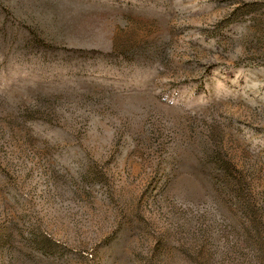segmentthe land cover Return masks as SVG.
Segmentation results:
<instances>
[{
  "label": "rangeland",
  "instance_id": "374dc122",
  "mask_svg": "<svg viewBox=\"0 0 264 264\" xmlns=\"http://www.w3.org/2000/svg\"><path fill=\"white\" fill-rule=\"evenodd\" d=\"M0 264H264V0H0Z\"/></svg>",
  "mask_w": 264,
  "mask_h": 264
}]
</instances>
